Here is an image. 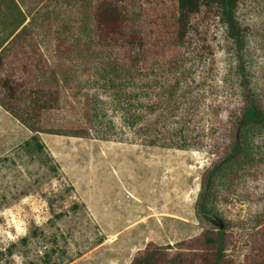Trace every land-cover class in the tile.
I'll return each mask as SVG.
<instances>
[{
  "label": "rangeland",
  "instance_id": "1",
  "mask_svg": "<svg viewBox=\"0 0 264 264\" xmlns=\"http://www.w3.org/2000/svg\"><path fill=\"white\" fill-rule=\"evenodd\" d=\"M107 1L136 12L139 17L130 21L142 24V31L135 27L133 35L151 39L155 25L168 26L175 5V0ZM238 13L250 34L251 81L264 87V0H240ZM209 26L213 71L204 84V110L193 113V133L203 140L199 150L143 145L128 129L118 135L122 140L53 133L85 124L79 104L68 96L74 80L87 77L84 64L61 58L54 34L42 30L10 47L0 75L15 86L36 87L46 66L67 70L59 83L60 106L41 117L44 131H30L0 106V264H130L148 243L182 252L196 246L203 230L194 212L202 173L227 148L229 116L241 101L233 73H227L235 58L221 38L222 27L212 20ZM206 102L212 108H203ZM239 198L226 206L230 215L260 208L264 177L251 178ZM243 243H233L234 264L253 252Z\"/></svg>",
  "mask_w": 264,
  "mask_h": 264
},
{
  "label": "trees",
  "instance_id": "2",
  "mask_svg": "<svg viewBox=\"0 0 264 264\" xmlns=\"http://www.w3.org/2000/svg\"><path fill=\"white\" fill-rule=\"evenodd\" d=\"M239 2L175 0L170 23L159 20L151 39L133 35L135 27L142 31V24L131 23L139 17L136 12L107 0H0V67L19 38L42 30L54 34L61 58H80L86 69L87 77L75 79L68 94L79 104L84 126L53 133L86 137L89 132L96 139L122 140L118 135L128 129L147 146L201 149L193 113L201 109L204 84L213 71L209 23L222 27L221 38L235 58L227 73H233L241 101L229 116L227 148L202 173L194 212L203 230L193 249L171 251L170 245L148 243L130 264H234L231 251L240 240L253 251L244 254L243 264H264V198L254 211L230 215L226 210L240 201L251 178L264 177V87L251 81L250 34L240 19ZM66 70L46 66L42 82L33 88L15 86L0 75V106L30 131H44L41 117L60 106L59 83Z\"/></svg>",
  "mask_w": 264,
  "mask_h": 264
}]
</instances>
